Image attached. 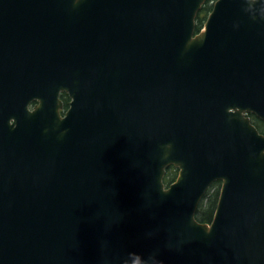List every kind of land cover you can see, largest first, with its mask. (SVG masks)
Listing matches in <instances>:
<instances>
[{"label":"water","instance_id":"1","mask_svg":"<svg viewBox=\"0 0 264 264\" xmlns=\"http://www.w3.org/2000/svg\"><path fill=\"white\" fill-rule=\"evenodd\" d=\"M205 1L0 0V264H264V20Z\"/></svg>","mask_w":264,"mask_h":264},{"label":"trees","instance_id":"2","mask_svg":"<svg viewBox=\"0 0 264 264\" xmlns=\"http://www.w3.org/2000/svg\"><path fill=\"white\" fill-rule=\"evenodd\" d=\"M211 9H212V0H206V2L204 3V5L197 14V19H196L197 30H199L203 26ZM62 99L64 100V104L67 107L69 100L68 95L66 93H63ZM257 126L262 132H264V124L263 125L258 124ZM177 172L178 169L175 166H168L164 178L165 182L169 183L170 181L174 180L175 177L177 176ZM219 192H220V181L218 180L211 184V186L208 188L207 192L203 196L197 208L196 218L199 221L202 222L211 221L216 209Z\"/></svg>","mask_w":264,"mask_h":264},{"label":"clouds","instance_id":"3","mask_svg":"<svg viewBox=\"0 0 264 264\" xmlns=\"http://www.w3.org/2000/svg\"><path fill=\"white\" fill-rule=\"evenodd\" d=\"M245 12L249 13L251 18L255 20L257 15L261 20H264V0H245ZM171 147V145H168ZM130 258L134 257L135 254H129ZM133 264H135V260L133 259ZM142 264H147L146 261L142 262ZM158 264H162V262H158Z\"/></svg>","mask_w":264,"mask_h":264},{"label":"flooded vegetation","instance_id":"4","mask_svg":"<svg viewBox=\"0 0 264 264\" xmlns=\"http://www.w3.org/2000/svg\"><path fill=\"white\" fill-rule=\"evenodd\" d=\"M248 115L250 116V118L252 119V121L254 122V124L257 126L258 124H260V125H263L264 124V121L263 120H261L260 118H258L256 115H255V113H253V112H249L248 113ZM258 123V124H257ZM259 129V128H258ZM260 132H262V131H260ZM262 133H264V132H262Z\"/></svg>","mask_w":264,"mask_h":264}]
</instances>
